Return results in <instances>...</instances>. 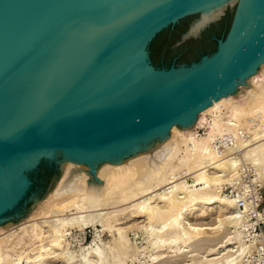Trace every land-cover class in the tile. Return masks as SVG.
Here are the masks:
<instances>
[{
  "label": "water",
  "instance_id": "obj_1",
  "mask_svg": "<svg viewBox=\"0 0 264 264\" xmlns=\"http://www.w3.org/2000/svg\"><path fill=\"white\" fill-rule=\"evenodd\" d=\"M262 62L264 0H0V227L27 219L68 162L89 171L74 165L67 189L83 173L103 185L105 164L193 129Z\"/></svg>",
  "mask_w": 264,
  "mask_h": 264
},
{
  "label": "bare ground",
  "instance_id": "obj_2",
  "mask_svg": "<svg viewBox=\"0 0 264 264\" xmlns=\"http://www.w3.org/2000/svg\"><path fill=\"white\" fill-rule=\"evenodd\" d=\"M262 70L264 62L238 85V89L243 90L240 96H226L202 111L193 129L181 130L178 126H173L171 138L151 153L143 154L125 164H105L97 174V179L105 182L103 185L89 184L90 177L83 173L74 187L67 189L64 182L74 165L89 171V167L85 165L68 162L58 186L27 219L13 227H0V264H12L13 261L4 248H9L7 245L18 230L23 236L40 244L34 250L37 251V256L33 259L28 257L29 264H47L49 260L58 259L66 250L72 231H84L89 226L95 227L98 222L103 224L104 220L110 219L109 210L123 206L127 207L117 211V214L128 211L133 219L146 217L152 223L159 222L161 233L158 231V234H165L169 230L178 232L180 236L171 241L178 256L193 248L198 254L202 250L201 244L211 240V235L221 233L225 225L238 229L241 224L238 200L222 197L217 188L233 184L235 177L240 175L237 161L230 156L232 151L255 145L249 152L252 162L257 167L264 164V87L258 81V73ZM204 118L208 119L210 131L205 136H199L198 129ZM240 130H249L254 138L247 143L239 141ZM227 132L238 136L239 142L237 141V146L230 154L223 156L217 152L214 144ZM253 141L257 142L252 144ZM248 158L250 160V156ZM185 170L188 173L180 178ZM189 176L194 180L192 186H189L187 180H183ZM165 188L167 189L164 190ZM214 212L218 213L215 223L209 225L198 222L199 218ZM114 217L112 222L120 221L119 215ZM108 226L107 229L114 235L118 233L116 239H119V244L127 241L124 235L126 230L115 226L117 230L113 231L115 227L112 224ZM158 244L155 243L154 247L158 248ZM59 251L62 252L57 255ZM233 251L230 249L223 257L219 255L220 258L212 257L208 264H239L242 255L233 256ZM86 254L85 261L80 264L109 263L107 256L99 248H91ZM73 260L69 258L63 262L73 264ZM123 263L120 260L116 264Z\"/></svg>",
  "mask_w": 264,
  "mask_h": 264
},
{
  "label": "rangeland",
  "instance_id": "obj_3",
  "mask_svg": "<svg viewBox=\"0 0 264 264\" xmlns=\"http://www.w3.org/2000/svg\"><path fill=\"white\" fill-rule=\"evenodd\" d=\"M258 76H259L258 81H260L264 87V70L260 71L258 73ZM238 103L244 104L245 101H238ZM263 128H264V126H263ZM261 129H262V127H261ZM209 131L210 130H209V125H208V119L204 118L200 122L198 134H199V136H205ZM243 131L247 133L246 137L240 138L237 136L238 138H240V140H239L236 137L237 141L239 140L243 143L244 142L247 143L248 141H250L251 139L254 138L253 133L250 132L249 130H243ZM250 136H251V138H250ZM255 142H257V141H253L252 144H254ZM237 143L234 144L233 146H229L227 144H221L219 146L218 143L215 142L214 147L216 150L218 149L217 152H219L220 155L224 156V154H226V153H229V152L231 153V150L237 146ZM253 146H255V145H253ZM253 146L239 150V151L243 150L242 151L243 157L246 160H248L249 162L251 161L250 163H252V164H253V162H252V158L250 155V153H251L250 150ZM223 150L225 153L223 152ZM236 151H238V150H235L234 152L232 151V153L231 154L229 153V154L232 158H234L237 161V164H238V158L234 157V154ZM229 154H227V155L229 156ZM247 154H249V155H247ZM245 155H246V157H245ZM249 156H250V160L248 158ZM263 166H264V164H263ZM263 166H262V164H260V166H258V167L261 169V168H263ZM238 172H239V170H238ZM185 173H188V170H185L184 174H182V176L180 178L185 177ZM240 176H241V174L237 175L235 177V181L233 182V184H227V185L224 184L222 187H218L217 192H219V194L224 198H227V199L232 198V199L238 200L237 196H235V195L229 196V195L231 194L232 189L233 190H239L241 188ZM183 180H187L189 186L194 185V180L191 179V176L186 177ZM166 189L167 188H165L164 190H166ZM126 207L127 206H123V207H120L118 209L109 210L108 212L111 213L110 219L104 220L103 224L101 222H98L99 225L97 224L95 227L89 226L86 229H84V231H79V230L72 231L71 235L68 237L69 246L66 247V250L63 251L62 255H60L61 260H60V257H58V259L55 258L53 260H49V262L47 264H49L51 261L52 262L50 264H65L66 260H68L69 258L74 259L72 262L73 264H80L82 261H85V258L87 257L86 253H87V251L89 252L91 250V248L92 249L99 248V249L103 250V252L107 256V260L109 262V263L107 262L108 264H113V263L116 264L120 260L122 263L124 262L123 264H193V263L204 264L206 262H207L206 264H208V261L211 260L212 257H213V259L214 258H220L221 256L223 257V255H225V253H227L230 249H231V251L234 250L231 253L232 255L233 254H235V256L236 255L237 256L242 255L241 259L239 261V264H256L254 262V260H252V259L250 260L251 262L250 261H248V262L244 261L245 254L247 252H250L252 249V246L245 243L246 241L244 239V237H245L244 234H245V231L248 230V227H246V226L243 227V222L240 219L242 212L247 211V206L245 207V210H243V208H239V206H238V208H239L238 209V216H239V220L241 221V224L239 227H241V228L238 227V229H234L233 227H230L229 225H225V227L221 229V233L216 234V235L215 234L211 235V237H212L211 240H206L204 242V244L203 243L201 244L202 246L200 249H202V250H200V252L198 254H197V252L193 251V249H195V248H193L192 251L184 253L182 256H180V255L178 256L176 249L172 245L174 243L171 244V241L173 239H176L180 236L178 232H174V231L169 230L165 234H158L161 231V225L159 222L152 223L148 219L146 220V217L133 219L131 217V213L128 211L121 212L119 214L116 213L117 211H121V210L125 209ZM115 215H119L118 220H120V221L117 222L118 224L112 222L115 220V217H114ZM217 217H218V213L214 212L213 214L199 218L198 222H200V224L211 225L217 221V219H218ZM108 220H109V222H108ZM111 224L114 227L117 226L118 229L121 228L123 231L126 230L124 232L125 233L124 235L127 238V241H122V243H120V244L118 243L119 239H116V237H118V233L116 232L117 235L116 234L114 235L113 232H111V230H109L110 227L108 225L111 226ZM106 226H108L109 228L107 229ZM114 227H112V228H114ZM117 228L115 227L113 229V231L117 230ZM159 229H160V231H159ZM16 234L17 235H15L13 237V239L10 240V242L8 243L7 246L9 248L5 247L4 251L10 255L11 261H13L12 264H29L28 257H30V259H33L37 256L36 255L37 251H34V250L40 244L38 242H36L34 239L32 240L30 237L23 236V234H22V232H20V230H18ZM165 236H166V238H165ZM162 239H164L166 241H164ZM227 242H228V244H227ZM155 243L156 244L159 243L158 245H160L159 247H161V248L154 247ZM225 244H227V245H225ZM161 245L162 246L165 245V246L162 247ZM13 247H14V249H13ZM61 252L62 251H59V253L57 255L61 254ZM23 254H25V255H23ZM196 254H197V256H196ZM219 255H221V256H219ZM217 256H219V257H217ZM62 257H63V259H62ZM111 257L114 261L111 259ZM119 257H120V259H119ZM122 257H123V259H122ZM203 257H204V259H203ZM63 261H65V262H63ZM91 261L96 262L97 260L91 259Z\"/></svg>",
  "mask_w": 264,
  "mask_h": 264
},
{
  "label": "built area",
  "instance_id": "obj_4",
  "mask_svg": "<svg viewBox=\"0 0 264 264\" xmlns=\"http://www.w3.org/2000/svg\"><path fill=\"white\" fill-rule=\"evenodd\" d=\"M246 135L243 130L239 131L240 138ZM216 142L219 146L221 144L233 146L237 143V139L234 134L227 132ZM234 157L238 158L241 188L232 189L229 196L238 197L239 208L245 210L247 206V211L242 213L240 219L243 227H248L244 234L245 243L252 246L251 251L245 254L244 261L248 262L252 259L256 264H264V170L246 160L242 151H236Z\"/></svg>",
  "mask_w": 264,
  "mask_h": 264
},
{
  "label": "trees",
  "instance_id": "obj_5",
  "mask_svg": "<svg viewBox=\"0 0 264 264\" xmlns=\"http://www.w3.org/2000/svg\"><path fill=\"white\" fill-rule=\"evenodd\" d=\"M179 31H177V30H175V31H173V35H178V34H180V32L178 33ZM216 51V48L215 49H213V50H204V51H202L201 52V54H199V55H195L194 56V58L192 59V60H188L187 59V63L188 64H191L193 61H199L200 60V58L202 57V56H205V55H210V54H212V53H214ZM179 61H176V63H178ZM44 171V172H43ZM43 171H38V173L36 174L37 175V178L39 179L41 176H42V178L43 177H45V180H46V184H45V187L47 186V184H48V181H49V179H50V177L55 173V171H56V169L55 168H45ZM32 180H33V182H34V186H36V184H37V180L35 181V177L33 176V178H32Z\"/></svg>",
  "mask_w": 264,
  "mask_h": 264
},
{
  "label": "clouds",
  "instance_id": "obj_6",
  "mask_svg": "<svg viewBox=\"0 0 264 264\" xmlns=\"http://www.w3.org/2000/svg\"><path fill=\"white\" fill-rule=\"evenodd\" d=\"M207 22H209V17L205 16L202 20H201V25L206 24Z\"/></svg>",
  "mask_w": 264,
  "mask_h": 264
}]
</instances>
